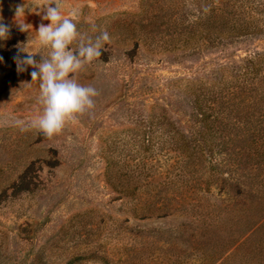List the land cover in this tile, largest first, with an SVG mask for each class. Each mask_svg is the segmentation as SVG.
Masks as SVG:
<instances>
[{
    "label": "rangeland",
    "instance_id": "rangeland-1",
    "mask_svg": "<svg viewBox=\"0 0 264 264\" xmlns=\"http://www.w3.org/2000/svg\"><path fill=\"white\" fill-rule=\"evenodd\" d=\"M201 2L61 0L63 15L77 12L80 36L70 47L104 30L110 40L74 74L96 89L94 107L47 137L15 124L42 106L34 69L18 72L14 61L18 46L38 53L37 62L47 50L37 47L35 32L16 26L25 0H0V18L10 26L0 42V264H220L221 248L260 240L263 212L232 223L236 181L220 190L221 181H205L207 167L187 165L175 148V138L191 136L192 82L210 84L223 64L264 47L261 36L223 47H206L197 36L188 42L193 22L200 30ZM24 22L35 30L42 21L26 10ZM162 202L166 214L143 216L150 203ZM258 249H250L247 264H264ZM242 252L224 264H245Z\"/></svg>",
    "mask_w": 264,
    "mask_h": 264
},
{
    "label": "trees",
    "instance_id": "trees-1",
    "mask_svg": "<svg viewBox=\"0 0 264 264\" xmlns=\"http://www.w3.org/2000/svg\"><path fill=\"white\" fill-rule=\"evenodd\" d=\"M201 1L204 10L198 20L200 30L195 33L193 24L197 21L193 22L186 30L188 42L197 36L196 40L202 39L206 47H223L241 37L261 36L264 39V0ZM190 86L191 136L175 138V148L184 154L187 165L195 167L198 164L201 169L207 167L205 181H221L215 183L220 190H225V184L229 188L231 182L236 181L232 195L238 200L232 211L236 215L233 216L234 225L239 215L264 213V47L247 54L237 63L223 64L220 75L210 84L192 82ZM149 140L143 138V142ZM214 155L221 157L215 159ZM212 173L220 175L212 178ZM157 204L150 203L143 216L149 217L154 210L166 214L167 205L163 202ZM197 220L198 223L205 221L204 217ZM209 225H212L211 221L204 226L206 238L213 234ZM257 226L262 229L259 241L249 237L237 242L233 249L221 248L219 263L229 262L239 249L243 250L245 264L253 247L258 246L257 251L263 253L264 222ZM228 242V237L221 239V244Z\"/></svg>",
    "mask_w": 264,
    "mask_h": 264
},
{
    "label": "clouds",
    "instance_id": "clouds-1",
    "mask_svg": "<svg viewBox=\"0 0 264 264\" xmlns=\"http://www.w3.org/2000/svg\"><path fill=\"white\" fill-rule=\"evenodd\" d=\"M35 13L42 21L33 30L31 24L24 22L25 11ZM75 9L62 14L61 0H25L15 12L16 26L21 32H27L33 37L38 48L46 49L47 56H40L37 62L34 54L24 47L18 46L14 56L17 71L24 72L28 68L31 80H39L38 102L41 112L30 120H15L21 131L36 129L47 137L60 133L66 123L94 107V97L97 91L91 85H82L74 78V74L85 64L101 56L104 43L110 40L109 33L104 30L95 39L81 37L78 47H70L80 36L74 18ZM43 21H47L45 24ZM10 36V26L0 18V42ZM3 47V43H0ZM26 54V55H21ZM3 58L0 57V62Z\"/></svg>",
    "mask_w": 264,
    "mask_h": 264
}]
</instances>
